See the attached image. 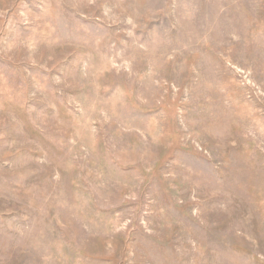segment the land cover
Segmentation results:
<instances>
[{"label":"rangeland","instance_id":"374dc122","mask_svg":"<svg viewBox=\"0 0 264 264\" xmlns=\"http://www.w3.org/2000/svg\"><path fill=\"white\" fill-rule=\"evenodd\" d=\"M0 264H264V0H0Z\"/></svg>","mask_w":264,"mask_h":264}]
</instances>
